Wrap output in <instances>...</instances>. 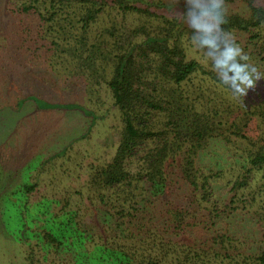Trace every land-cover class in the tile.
<instances>
[{
    "label": "trees",
    "instance_id": "obj_1",
    "mask_svg": "<svg viewBox=\"0 0 264 264\" xmlns=\"http://www.w3.org/2000/svg\"><path fill=\"white\" fill-rule=\"evenodd\" d=\"M177 5L164 0H27L23 5L22 12L36 15L50 46L45 70L56 74L54 67L61 65L57 73L81 79L88 95L94 91L91 83L105 84L122 124L110 162L85 167L89 208L70 207L67 196L20 212L21 196L12 194L17 241L38 242V253L30 252L25 264H264V147L252 151L240 142L234 147L217 133L212 118L186 104L184 86L202 65L188 56L192 33L178 18ZM238 5L242 14L234 10ZM225 6V30L248 35L249 42L264 40L259 36L264 3L225 0ZM103 12L118 26L110 34L114 53L108 55V44L88 42ZM27 101L41 111L79 112L91 119L90 127L94 124V114L77 104L27 97L14 109ZM215 144L225 156L236 153L227 172L220 163H204ZM37 163L29 174L44 167L45 162ZM34 187L23 186L24 193Z\"/></svg>",
    "mask_w": 264,
    "mask_h": 264
},
{
    "label": "rangeland",
    "instance_id": "obj_2",
    "mask_svg": "<svg viewBox=\"0 0 264 264\" xmlns=\"http://www.w3.org/2000/svg\"><path fill=\"white\" fill-rule=\"evenodd\" d=\"M164 1L178 4L177 15L184 8L183 0ZM26 2L0 0V264H25V257L30 252L35 256L38 253L35 250L37 241H27L29 244L17 241L15 230L19 218L14 209L16 198L12 194L21 196L20 212L34 210V205L44 199L59 202L67 196L71 200L70 207L78 204L80 208H89L84 199L88 179L85 167L91 163L110 162L122 129L105 84L91 83L94 91L88 95L81 79L67 80L70 75L57 73L61 65L54 67L56 74L45 70L50 61V46L41 35L36 15L32 11H21ZM234 10L240 14L244 12L240 5ZM114 29H118L115 20L111 14L103 12L90 28L88 42L95 38L96 42L108 44L110 48L106 54H113L110 34ZM263 32L259 35L262 38ZM233 36L250 62L264 70V51L260 50H264V40L249 42L248 35L237 33ZM199 52L196 53L193 47L188 50L189 58L197 60L202 69L184 86L189 96L186 104L212 118L217 133L233 142L234 147L239 142L252 151L264 147V87L259 90V98L253 90L246 98L247 104L244 97L238 103L234 102L229 91L216 79L210 61L205 59L203 51ZM51 59L57 62L55 57ZM27 97L49 104L80 105L94 114V124L90 127L91 119L79 112L41 111L31 101H27L21 110L14 109L18 100ZM64 149V156L53 159L52 155ZM209 149L205 152L207 161L204 163L208 164L209 160L220 163L227 172L236 154L234 150L227 151L225 156L219 145L209 146ZM140 156L139 153L132 165L133 173ZM37 161L45 162L44 167L37 173H30L29 178L28 172L34 169ZM227 176L225 174L224 179L219 180L218 186L225 187ZM28 184H35L29 194L23 190ZM52 211L56 212L55 206ZM84 221L88 219L84 218Z\"/></svg>",
    "mask_w": 264,
    "mask_h": 264
},
{
    "label": "clouds",
    "instance_id": "obj_3",
    "mask_svg": "<svg viewBox=\"0 0 264 264\" xmlns=\"http://www.w3.org/2000/svg\"><path fill=\"white\" fill-rule=\"evenodd\" d=\"M178 15L191 30V44L203 51L231 99L238 103L244 97L247 104L246 98L253 90L259 98V90L264 87V70L250 62L234 36L223 27L227 22L225 0H184V8Z\"/></svg>",
    "mask_w": 264,
    "mask_h": 264
}]
</instances>
